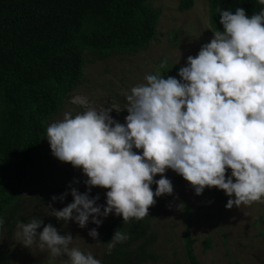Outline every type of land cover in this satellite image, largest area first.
Instances as JSON below:
<instances>
[{"label":"clouds","instance_id":"1","mask_svg":"<svg viewBox=\"0 0 264 264\" xmlns=\"http://www.w3.org/2000/svg\"><path fill=\"white\" fill-rule=\"evenodd\" d=\"M257 2L264 5V0ZM218 12L223 31L213 32L210 42L187 57L179 80L157 72L131 87L123 124L110 115L122 109L97 110L86 97L74 101L84 111L65 112L48 124L45 137L52 155L87 177L84 193L70 189L71 203L60 210L48 206L57 221L85 228L91 218L96 228L88 235L96 239L110 213L123 222L143 219L154 197L173 193L164 175L168 169L196 195L205 187L223 190L229 197L226 209L264 203V7L250 16L241 7ZM157 174L160 178L154 179ZM93 187L107 189L104 205L97 204L98 196L89 197ZM67 194L51 200L63 202ZM42 224L40 218L17 223L23 246L35 244L52 258L66 256L68 264H101L91 252L72 247L71 234L61 235L51 224L38 232ZM127 239L116 229L106 254Z\"/></svg>","mask_w":264,"mask_h":264},{"label":"trees","instance_id":"2","mask_svg":"<svg viewBox=\"0 0 264 264\" xmlns=\"http://www.w3.org/2000/svg\"><path fill=\"white\" fill-rule=\"evenodd\" d=\"M209 23L223 31L218 9L247 15L264 5L257 0H207ZM194 0H181L188 10ZM159 8L154 0H0V217L16 221L21 190L36 166L46 141L49 121L83 80L86 56L103 60L136 54L157 37ZM214 195L224 200L223 190ZM188 212L184 251L189 264H201L195 253ZM2 226H0L1 228ZM128 239L110 255L107 242L115 230ZM150 215L123 222L116 215L98 232L103 245L101 264H146L153 258ZM204 248L211 246L205 238ZM0 248V264H8Z\"/></svg>","mask_w":264,"mask_h":264},{"label":"rangeland","instance_id":"3","mask_svg":"<svg viewBox=\"0 0 264 264\" xmlns=\"http://www.w3.org/2000/svg\"><path fill=\"white\" fill-rule=\"evenodd\" d=\"M180 1L154 0V6L160 10L157 37L147 49L132 55H111L94 62L90 60L93 56H86L82 82L64 98L60 113L49 124L62 119L65 112L75 115L84 111L74 102L77 97H86L90 102L88 106L97 110L122 109L119 112L114 109L110 115L123 124L128 114L123 110L125 97L131 87L145 82V75L159 72L163 78L171 76L179 80L178 71L185 66L187 57H194L201 46L213 38L207 0H194V5L188 10L179 9ZM229 174L230 169L226 172ZM164 175L171 181L173 193L154 197L156 203L148 209L153 233V258L146 264H189L184 251L188 212L190 229L197 239L195 253L201 264H264V203L226 209L229 197L219 200L214 195L217 188L205 187L200 195H196L190 184L171 169ZM159 178L160 174L154 177ZM86 179L80 168L56 159L46 139L36 166L21 190L16 221L4 222L0 228V248H4L8 264H68L66 256L52 258L47 249L35 244L27 248L21 244L16 236L17 223H27L33 218L43 220L38 232L44 225L51 224L61 235H72V247L91 252L100 260L104 247L98 236L93 239L88 235L92 228H96L91 218L85 228H80L71 220L67 223L57 221L48 208L51 204L52 208L60 210L71 203L70 189L76 188L84 193L87 190ZM155 187V184L151 185L153 191ZM106 191L93 187L89 197L98 196L97 204L104 205ZM64 193L69 194L65 195L63 202L51 200L53 196L59 197ZM113 216L116 215L110 213L103 218L97 232ZM205 238L211 241L207 249L203 244Z\"/></svg>","mask_w":264,"mask_h":264}]
</instances>
